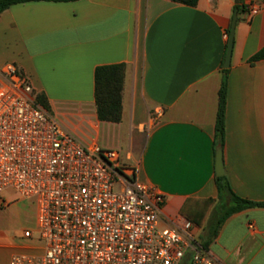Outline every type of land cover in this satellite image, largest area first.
<instances>
[{"label":"crops","instance_id":"0c3cea01","mask_svg":"<svg viewBox=\"0 0 264 264\" xmlns=\"http://www.w3.org/2000/svg\"><path fill=\"white\" fill-rule=\"evenodd\" d=\"M238 14L228 75L223 160L232 191L264 203V0ZM237 0L32 1L0 14V70L14 64L49 113L84 143L120 152L142 183L165 195V223L191 221L198 242L222 264H264V207L220 217L216 119ZM124 64L123 117L101 121L99 66ZM2 79L0 77V84ZM210 200H215L211 203ZM223 203V202H222ZM2 249L5 250L2 255ZM36 252L30 239L0 243V264Z\"/></svg>","mask_w":264,"mask_h":264},{"label":"built area","instance_id":"2783aa9c","mask_svg":"<svg viewBox=\"0 0 264 264\" xmlns=\"http://www.w3.org/2000/svg\"><path fill=\"white\" fill-rule=\"evenodd\" d=\"M260 9L249 4V17ZM0 77V193L36 202L43 244L10 264H222L198 242L191 221H163L165 195L139 181L119 151L67 130L14 64Z\"/></svg>","mask_w":264,"mask_h":264},{"label":"trees","instance_id":"16d2710c","mask_svg":"<svg viewBox=\"0 0 264 264\" xmlns=\"http://www.w3.org/2000/svg\"><path fill=\"white\" fill-rule=\"evenodd\" d=\"M32 1H48V2H73L78 0H0V14L9 9L11 6L32 2ZM175 3L186 5L189 7H196L199 0H172ZM235 10L238 13L247 11L243 0L237 2ZM264 59V48L251 58V62H257ZM124 64L99 66L95 71V99L97 104V112L101 121L119 123L123 117V90L125 84ZM229 69L223 68V77L221 88L219 90V107L216 119V146L224 145L226 132V108H227V94H228V75ZM37 102L49 111L48 100L44 94H39L36 97ZM50 112V111H49ZM216 183L219 192V208L216 209V214L220 217L215 224H211L209 231L211 237L217 234V229L224 221L231 215L242 210L252 207H264V203L252 202L237 196L230 186L227 175L217 176ZM211 203L215 200H210ZM223 202V203H222ZM183 214L191 221H196L191 216ZM196 223H199L196 221ZM208 242L204 244L206 248Z\"/></svg>","mask_w":264,"mask_h":264},{"label":"rangeland","instance_id":"374dc122","mask_svg":"<svg viewBox=\"0 0 264 264\" xmlns=\"http://www.w3.org/2000/svg\"><path fill=\"white\" fill-rule=\"evenodd\" d=\"M117 191L121 189L116 186ZM26 230L34 232L31 239L36 247L43 245L38 241L37 205L34 200L22 198L8 189L0 193V243L20 244ZM4 255L5 250H1Z\"/></svg>","mask_w":264,"mask_h":264},{"label":"water","instance_id":"95a60500","mask_svg":"<svg viewBox=\"0 0 264 264\" xmlns=\"http://www.w3.org/2000/svg\"><path fill=\"white\" fill-rule=\"evenodd\" d=\"M240 0H237L239 2ZM238 10H235L231 31L229 34V40H228V46L226 51V56L224 59V68L229 69L231 67V61H232V55H233V46H234V38H235V29L238 21ZM216 175L217 176H224L226 175V170L224 166V160H223V147L218 146L216 148ZM182 264H188V260H186Z\"/></svg>","mask_w":264,"mask_h":264}]
</instances>
